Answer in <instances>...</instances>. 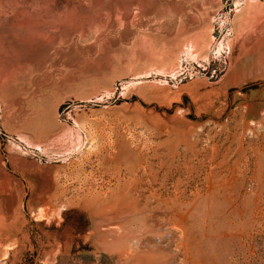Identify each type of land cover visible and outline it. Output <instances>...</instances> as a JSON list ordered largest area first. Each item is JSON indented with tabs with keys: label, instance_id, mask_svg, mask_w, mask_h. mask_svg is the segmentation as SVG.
Masks as SVG:
<instances>
[{
	"label": "rangeland",
	"instance_id": "obj_1",
	"mask_svg": "<svg viewBox=\"0 0 264 264\" xmlns=\"http://www.w3.org/2000/svg\"><path fill=\"white\" fill-rule=\"evenodd\" d=\"M0 4V264H264V0Z\"/></svg>",
	"mask_w": 264,
	"mask_h": 264
},
{
	"label": "bare ground",
	"instance_id": "obj_2",
	"mask_svg": "<svg viewBox=\"0 0 264 264\" xmlns=\"http://www.w3.org/2000/svg\"><path fill=\"white\" fill-rule=\"evenodd\" d=\"M142 0H137L138 3H141ZM130 2V1H129ZM131 3V2H130ZM132 4V3H131ZM1 5V4H0ZM138 5V4H137ZM24 9V8H23ZM28 10V8H27ZM26 10V11H27ZM129 10V9H128ZM33 11V9H32ZM18 12V11H17ZM35 12V11H34ZM26 16V15H25ZM24 16V17H25ZM262 16V15H261ZM260 17V16H259ZM51 19V18H50ZM258 19V18H257ZM21 20V19H20ZM127 21V20H126ZM21 22V21H20ZM262 24V19L260 18L258 20V23H257V27L260 26ZM255 26V25H254ZM255 26V27H256ZM242 30V29H241ZM242 32V31H241ZM254 34V33H253ZM50 38L47 37V40H49ZM250 48V47H249ZM264 140V139H263ZM264 143V142H263ZM264 145V144H263ZM255 146V145H254ZM262 148V147H260ZM261 153V152H260ZM259 154V153H258ZM258 161V160H257ZM258 163V162H257ZM260 163V162H259ZM264 166V165H263ZM87 180V179H86ZM227 193V192H226ZM246 209V208H245ZM223 212V211H222ZM61 213H62V210L59 208V209H56L54 211H49L48 209L46 208H41L38 213H37V219L39 221H42L43 223H46L47 225H52V224H59V226L61 225L60 224V218L62 217L61 216ZM247 214V213H246ZM116 243V242H115Z\"/></svg>",
	"mask_w": 264,
	"mask_h": 264
},
{
	"label": "crops",
	"instance_id": "obj_3",
	"mask_svg": "<svg viewBox=\"0 0 264 264\" xmlns=\"http://www.w3.org/2000/svg\"><path fill=\"white\" fill-rule=\"evenodd\" d=\"M35 223H36L37 226H46L45 224H43L42 221H41V222H37V221L35 220ZM46 227H54V226H46Z\"/></svg>",
	"mask_w": 264,
	"mask_h": 264
}]
</instances>
